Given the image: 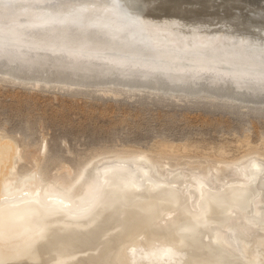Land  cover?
Here are the masks:
<instances>
[{"label":"bare ground","instance_id":"6f19581e","mask_svg":"<svg viewBox=\"0 0 264 264\" xmlns=\"http://www.w3.org/2000/svg\"><path fill=\"white\" fill-rule=\"evenodd\" d=\"M125 1L0 0V68L48 75L51 72L32 67L47 61L45 52H64L66 58L54 65H91L82 57L95 65L124 60L132 69L146 68L143 72L153 73L156 79L187 85L199 83L184 81H193L195 77L188 74L200 72L202 64L175 67L178 61L155 52L157 42L136 44L137 36L130 33L168 28L173 31L165 32L170 39H178L177 33L187 35L184 47L187 41L203 45L209 39L211 47L222 48L230 40L224 37H235L148 22L131 11H145L144 7ZM139 3L144 6L146 1ZM92 34L110 42L129 40L149 55L130 58L126 49L104 50L108 43L96 40L89 42L95 46L93 53L76 51L81 42L73 38L89 40ZM8 35L15 43L1 40ZM60 44L63 47L57 48ZM214 47L204 56L216 57L211 52ZM237 49L227 52L237 56L239 63L230 57L217 59L211 69L245 68L257 78L206 83L263 93L264 61L258 56L264 58V52L245 50L255 59L244 63ZM178 67L181 75L174 82L168 75L173 76L169 73ZM16 156L15 147L0 140V264H264V159L258 156L220 168L164 167L146 155L106 156L87 163L63 189L45 183L35 170L22 179L12 177ZM82 174L85 178L76 184Z\"/></svg>","mask_w":264,"mask_h":264},{"label":"rangeland","instance_id":"374dc122","mask_svg":"<svg viewBox=\"0 0 264 264\" xmlns=\"http://www.w3.org/2000/svg\"><path fill=\"white\" fill-rule=\"evenodd\" d=\"M129 1L144 7L145 11H131L139 12L138 16L146 17L143 19L148 22L243 38L224 37L230 39L224 47L212 45L211 52L216 57L213 54L207 57L203 52L212 48L211 39L203 45H199L200 41H187L185 48L187 35L177 33L178 39H170L165 32L173 31L168 28L130 33L133 38L137 36L133 40L136 44L157 42L155 52L160 58L178 61L175 67L186 64L196 68L202 64L198 67L200 72L188 74L195 77L193 81H184L199 83L187 85L156 79L153 73L143 72L146 68L132 69L124 60L95 65L90 63L91 59L82 57V62L91 65H54L66 58L64 52H45L49 54L47 61L32 67L51 72L48 75L19 74L0 68V140L17 151L12 171L15 179L35 170L45 183L54 182L63 189L87 163L112 155H146L164 167L183 168L232 166L253 156L264 159V92L206 83L215 79L239 82L257 78L245 68L231 71L210 66L218 63L217 59L229 57L239 63L237 56L228 54L231 48L240 50L237 55L244 57V63L255 59L244 54L245 50L264 52V4L247 2V5L245 0H145L142 6L140 0H136L139 4ZM73 40L81 42L76 48L80 52L93 53L95 46L89 42L96 40L108 43L102 47L104 50L126 49L130 58L149 55L129 40L110 42L101 34H92L89 40L81 36ZM240 43L243 45L239 46ZM258 57L264 61L262 56ZM141 73L147 74L146 77ZM169 74H174L168 75L170 79L179 82L176 80L181 75L179 67Z\"/></svg>","mask_w":264,"mask_h":264},{"label":"water","instance_id":"95a60500","mask_svg":"<svg viewBox=\"0 0 264 264\" xmlns=\"http://www.w3.org/2000/svg\"><path fill=\"white\" fill-rule=\"evenodd\" d=\"M217 1V0H215ZM246 2H250V3H254V4H264V0H245ZM18 39V38H17ZM2 41H8L10 43H15L14 37H11L10 35H8V39H1ZM84 174H82L80 176V178L76 181V184H78L79 182H81L84 179ZM30 180V179H29Z\"/></svg>","mask_w":264,"mask_h":264}]
</instances>
